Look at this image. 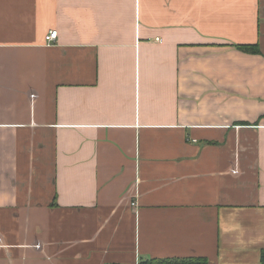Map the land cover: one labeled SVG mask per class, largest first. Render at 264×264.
<instances>
[{
  "label": "crops",
  "instance_id": "obj_1",
  "mask_svg": "<svg viewBox=\"0 0 264 264\" xmlns=\"http://www.w3.org/2000/svg\"><path fill=\"white\" fill-rule=\"evenodd\" d=\"M263 251L264 0H0V264Z\"/></svg>",
  "mask_w": 264,
  "mask_h": 264
},
{
  "label": "trees",
  "instance_id": "obj_2",
  "mask_svg": "<svg viewBox=\"0 0 264 264\" xmlns=\"http://www.w3.org/2000/svg\"><path fill=\"white\" fill-rule=\"evenodd\" d=\"M241 50L247 53H259V49L257 46H238ZM262 264H264V251L262 252L261 257ZM141 264H205L204 262L192 263L191 261H150V262H143Z\"/></svg>",
  "mask_w": 264,
  "mask_h": 264
},
{
  "label": "built area",
  "instance_id": "obj_3",
  "mask_svg": "<svg viewBox=\"0 0 264 264\" xmlns=\"http://www.w3.org/2000/svg\"><path fill=\"white\" fill-rule=\"evenodd\" d=\"M58 37V31H50L46 36V42L48 45L52 44ZM156 41L161 42L160 38H157Z\"/></svg>",
  "mask_w": 264,
  "mask_h": 264
}]
</instances>
